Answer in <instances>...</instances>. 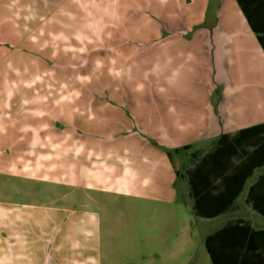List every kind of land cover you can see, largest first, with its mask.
Listing matches in <instances>:
<instances>
[{
    "label": "crops",
    "instance_id": "obj_1",
    "mask_svg": "<svg viewBox=\"0 0 264 264\" xmlns=\"http://www.w3.org/2000/svg\"><path fill=\"white\" fill-rule=\"evenodd\" d=\"M263 123L264 49L237 0H0V264H120L135 226L110 205L184 214L182 182L194 215L175 154ZM262 174L194 215L204 245L232 220L264 230L247 201Z\"/></svg>",
    "mask_w": 264,
    "mask_h": 264
},
{
    "label": "trees",
    "instance_id": "obj_2",
    "mask_svg": "<svg viewBox=\"0 0 264 264\" xmlns=\"http://www.w3.org/2000/svg\"><path fill=\"white\" fill-rule=\"evenodd\" d=\"M237 1L264 49L261 8ZM260 166H264V123L222 135L206 153H191L184 178L194 200V215L210 219L230 210L247 179ZM247 201L264 215V174L251 187ZM205 247L213 264H264V230L252 228L243 219L232 220L208 234Z\"/></svg>",
    "mask_w": 264,
    "mask_h": 264
},
{
    "label": "rangeland",
    "instance_id": "obj_3",
    "mask_svg": "<svg viewBox=\"0 0 264 264\" xmlns=\"http://www.w3.org/2000/svg\"><path fill=\"white\" fill-rule=\"evenodd\" d=\"M175 157L176 165L186 180L184 177L190 166L191 154L183 156V161H178L176 154ZM181 189L182 182L179 183V203L185 208L184 214L177 213L178 207L173 201H151V205H147L142 204L141 199L132 198L129 202L123 199L115 203L114 207L113 204L108 207L114 209V216L109 214L107 222L135 226L131 238H126L128 232L122 231L121 238L113 242L112 256L115 260L120 264H213L202 241L203 232L190 212L191 200L184 196ZM192 222L195 225H191ZM176 256L179 259H175Z\"/></svg>",
    "mask_w": 264,
    "mask_h": 264
}]
</instances>
